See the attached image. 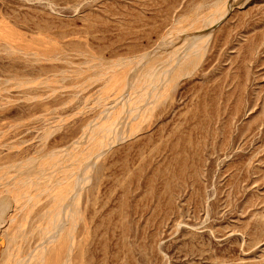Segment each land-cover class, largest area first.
<instances>
[{"label":"rangeland","instance_id":"rangeland-1","mask_svg":"<svg viewBox=\"0 0 264 264\" xmlns=\"http://www.w3.org/2000/svg\"><path fill=\"white\" fill-rule=\"evenodd\" d=\"M229 2L208 36L189 37L186 48L207 42L195 69L142 108L124 137L108 139L91 158L94 144L76 145L85 152L73 156L97 166L81 188L78 216L66 223L57 215L46 244L38 237L46 229L42 214L67 187L52 195L41 190L58 164L50 160L40 169L38 162L36 174L16 168L70 148L97 121L93 100L102 82L72 84L93 73L90 65L96 71L95 62L132 63L159 47L162 55L170 32L195 30V20L216 3L0 0V264L20 256L29 264H66L69 246V264H264V0ZM55 51L72 65L42 60L45 67H38L24 58ZM77 67L85 73L74 75ZM22 78L35 80L22 84ZM74 91L84 99L73 98ZM68 158L61 166L70 170ZM38 173L44 183L31 185L26 198L21 181Z\"/></svg>","mask_w":264,"mask_h":264},{"label":"bare ground","instance_id":"bare-ground-1","mask_svg":"<svg viewBox=\"0 0 264 264\" xmlns=\"http://www.w3.org/2000/svg\"><path fill=\"white\" fill-rule=\"evenodd\" d=\"M216 2H217V0H215V3ZM213 3H214V0H213ZM231 3L229 2V0H218L216 5L212 4L213 8L215 6V9L213 11H211L210 13L208 12L209 14H207V15L204 14L205 16L203 15V17L201 15V17L199 16L195 20V25H197L196 27H194V28H196L195 30L188 31V30H184V28H182V29L175 28L172 31V33L170 32V35L167 34L168 40H167V42H165V45H163V47H162L164 50V53L162 55L157 53V51H159L161 48V47H159V49H157V50L155 49L156 53H154L152 55H147L144 57H137L136 59L134 57L133 58L134 60H132V63H130L128 61L115 62V63L112 62L111 63L110 60L108 61L110 63L107 62L108 64H105L102 61L95 62L94 63L95 67L96 66L98 67L96 69V71H95V68H93V66L90 65V67H92V69H94L93 73H90V74L87 73V75L85 77L82 76L83 79L78 77V79L79 78L81 79L79 81L74 80L75 82L72 84V87L73 88H79L80 87L81 89H84L83 84L86 81H89V82H87V83H90L89 86H91V83H94V82H98V81H99V83L102 82V85H101L102 87H99L100 90L97 92V95H95V98L93 97L94 98L93 103L96 105L97 108L98 107L100 108V112H101L97 118V121H95L93 123L91 122L92 124L89 123L91 125L86 128V131H84L86 136L83 137V140L81 138V141L78 140V141L74 142L73 145L71 142V145H69V147L71 146L70 148L63 149L66 152L65 154L63 153L64 151L62 152V150H59V149L54 150V151L46 153L45 156H43L42 158H41V156L36 157V158L32 157V158H29L30 159L29 161L26 160L27 162L22 161L21 164H19V165L17 164V168H16V170H18V172L16 171L17 172L16 174H20L19 172L29 173V171L33 168V166H35L36 163H38V162H40L39 165L37 164L38 168H40V169L43 168L42 164L44 162L47 163V161H50V160L53 161V163L51 162L52 165L58 164L55 167V170L53 169L54 171H56V174H54V176L51 174V177L48 179L47 177H49V174L48 175L46 174L47 177H45V179L43 178L44 181H46V178L48 180V182L46 181L47 183L45 182L44 186H42V184L44 182L42 183L40 181L41 179L38 180L40 177V173H38L36 176L33 174V176H35L33 179H31L32 176H30L31 178H29V176L24 175L25 178L23 181H21V184L25 185L24 188H26V189L23 188L24 189L23 193L21 192V190H20V192H21V194H24V196H26V198H27V195H25V194L30 189L31 185H33V186L36 185L37 187L42 186L43 190H41V191H43L45 193L46 192L51 193L53 191L55 192V190H56L55 188L58 186L60 187L63 184L67 187V190H63V193L60 192L61 196L51 198V202L53 201L54 203L51 204L50 208H49L50 202H49V205L47 204L46 207L49 208L48 212L45 214H42V216L43 215L46 216V223H45L46 229H41L39 231L40 233H39L38 237H40V240L44 238V242L47 244V238H48L49 234L52 233V229L56 223L55 219H57V215H59L61 213L63 215V220H65L64 222L69 223L70 221L74 220V217L76 215L78 216V214H79V210H78L79 206H78L77 200L79 198V194L81 193L80 192L81 188L87 186L89 179L91 178V176H90L91 172H92L93 168L95 166H97L96 165L97 160L87 161L88 157L86 155H82L81 157L73 156L74 153H76V152H80V153L85 152L84 147L80 148L79 151H75L76 145L80 144V145L84 146L85 144H88V143L94 144L95 145L93 147L94 149H92L93 153L89 156V158H91L93 155L97 154L98 152H101V153L103 152V150L107 146V144H105V142L108 139H110V141H114L116 139L119 140L120 137L121 138L124 137L126 135V132H128L131 129L132 121L136 120L138 115L143 113V112H140L142 110V108H145L144 110H147V109H150V105L152 107H153V105H156L158 100H160L159 98L161 96H163L164 93H166L169 89H171V87L177 82V80L181 76H183L185 74L187 75V73H189L191 71V69L195 67V65L198 63L199 58H201V56L205 52L207 42L203 46H201L200 44L197 46H194L192 44L188 48H186L187 43L191 42V40H189V37H194L197 35H207V33L210 34L212 26H214L217 23V21L220 20L225 15L226 12H228V10L231 6ZM185 28H187V25ZM183 42H186V43H183ZM183 44H185V45H183ZM159 52L161 53V51H159ZM33 55H35V57ZM67 57H68V55H67ZM67 57H66V54L63 53L62 51H55L53 53H49V52L41 53V54L33 53V54H31V57L29 56V57H24V58H26L25 60H27L29 62H32V63L35 62V64L37 63L38 67H45L43 65V63L40 62L42 60L49 63L50 67H59V65H58L59 63H64L65 67L66 66L68 67V66L72 65V62L70 61V59L68 60ZM89 60L90 59H88V61ZM88 61H86V62H88ZM83 62L85 63V61H83ZM86 66L88 67V65H86ZM87 67H85V68H87ZM90 67H88V69ZM76 69H78V67ZM59 71H61V70H59ZM65 72L63 71L64 74H65ZM81 72L85 73V71H81V68H80L77 70V73H75V71H74V75H77L78 73H81ZM67 76L63 75V77H64L63 80ZM18 78H20V77H18ZM68 79H69V77H68ZM34 80L30 79V78L29 79L28 78L27 79L22 78V80H20L19 82L22 84L23 83L29 84L30 82H32ZM60 81H62V80H60ZM43 82H45V81H43ZM86 86H87V84H86ZM109 88L113 89L112 90L113 92H110V90H108ZM85 89H86V87H85ZM77 96H82V95H81V93L78 95V92L74 91L72 93V97L75 98ZM84 96H87V95H84ZM111 96H113V98L108 100V98ZM90 98L91 97H89V99ZM83 99H84V97H83ZM89 99L87 96L85 101H87ZM69 100H71V99H69ZM90 100H92V99H90ZM81 103H82V101H81ZM89 103L92 104L91 102H89ZM83 108H84V106H83ZM91 108H93V107H91ZM126 119H127V121H126ZM84 133H83V135H84ZM67 149H69V153H68ZM60 152H62L63 154L59 155ZM67 153H68V155L71 154V156L69 158L67 157L68 156ZM65 158L70 159V162H71V160H73V163L71 164L72 167L70 170H68L70 165H68L69 167L66 166V168L61 166V164H63L66 161ZM81 161H82V163H81ZM31 162H34V164L30 165ZM53 166H55V165H53ZM46 167H47V165H46ZM51 168H53V167H51ZM45 171H46V169H45ZM31 172L32 173L35 172V174H36V171H34V170H31ZM46 172H44V174ZM41 174H42V172H41ZM58 174H60V175H58ZM42 177H44L43 174H42ZM14 185H13V187H14ZM16 189H17V186H16ZM19 189H21V187ZM13 190H14V188H13ZM17 190H14V191H17ZM34 190H36V188ZM37 192H38L37 194H39L40 191L37 190ZM16 193L18 194V192H16ZM11 194H12V192H11ZM50 195H52V193ZM14 196H15V192H14ZM19 196H20V193H19ZM22 198H23V196L21 197V199ZM6 201H8V200H6ZM21 201H24V200H21ZM26 201L27 200H25L24 203ZM1 204L3 205V203H1ZM1 204H0V206H2ZM11 204H13V203H11ZM14 204H15V201H14ZM8 206H10V205H8ZM77 206H78V208H77ZM4 207H7L6 204H4ZM0 209L4 210L5 208L2 209V207H0ZM61 210H63V212ZM45 211H46V209H45ZM40 215H41V213H40ZM18 230H19V228H18ZM11 233H10V235H12ZM14 234H15V232H14ZM72 235H73L72 233L71 234L68 233V239H69L70 244L73 243V241H74ZM21 238H22V236H21ZM10 239H11V237H10ZM12 240L15 242L16 238H14V236H13ZM18 240H19V238H18ZM14 242L12 243L13 246L15 244ZM10 243L11 242L9 240L8 244H10ZM69 247H68V251H67L66 264H69L68 263L69 253H70ZM4 249H5V247H4ZM16 252H17V250L14 253H16ZM36 252H38V251L36 249H33L31 251V254L28 257L33 258L35 256ZM9 253H10V251H9ZM9 253H8V255H10ZM44 253H45V251L42 250L41 255H43ZM17 256H19V254H17ZM10 257H7L8 261H9ZM12 259H13V257H12ZM24 259L25 258H21V256H20L18 259H16L11 264H29L30 263L28 261L24 262ZM40 261L41 260H38L36 262V264H39ZM63 263H64V261H63ZM3 264H4V262H3Z\"/></svg>","mask_w":264,"mask_h":264}]
</instances>
